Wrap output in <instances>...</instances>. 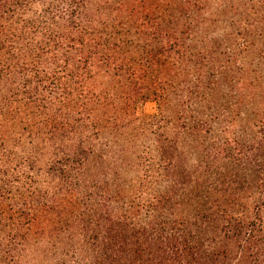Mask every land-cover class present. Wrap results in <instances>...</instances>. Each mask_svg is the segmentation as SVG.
<instances>
[{
	"label": "trees",
	"instance_id": "16d2710c",
	"mask_svg": "<svg viewBox=\"0 0 264 264\" xmlns=\"http://www.w3.org/2000/svg\"><path fill=\"white\" fill-rule=\"evenodd\" d=\"M0 264H264V0H0Z\"/></svg>",
	"mask_w": 264,
	"mask_h": 264
},
{
	"label": "rangeland",
	"instance_id": "374dc122",
	"mask_svg": "<svg viewBox=\"0 0 264 264\" xmlns=\"http://www.w3.org/2000/svg\"><path fill=\"white\" fill-rule=\"evenodd\" d=\"M157 111V105L155 102L147 101L138 104V113L140 115L155 114Z\"/></svg>",
	"mask_w": 264,
	"mask_h": 264
}]
</instances>
